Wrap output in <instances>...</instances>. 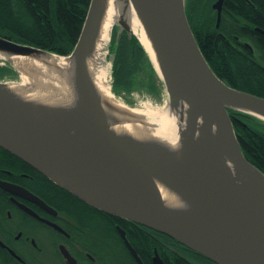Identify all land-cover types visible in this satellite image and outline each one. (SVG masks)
<instances>
[{
  "label": "water",
  "instance_id": "1",
  "mask_svg": "<svg viewBox=\"0 0 264 264\" xmlns=\"http://www.w3.org/2000/svg\"><path fill=\"white\" fill-rule=\"evenodd\" d=\"M223 1L217 0L214 4L218 10L217 26L221 21ZM133 2L153 41L160 68L124 19L114 24L110 41L114 30L116 43L120 42L124 32L129 37L136 36L163 82L169 101L173 102L169 92L178 86L192 99L203 117L201 139L197 145L190 142L196 148H188L189 170L183 171L171 149L157 143L151 147L152 158L160 155L161 161L153 170L169 184L202 198L227 226L207 220L190 223L171 212L150 183L146 162L140 154H134L133 160L129 159L126 147L114 137L108 124H98L99 119L93 121L82 108L70 110L31 102H19V106H15L0 96V147L89 205L162 232L217 264H264V182L259 181L244 190L224 166L225 156L234 144L232 159L236 164L252 167L264 179V172L244 154L230 114V109L235 110L264 123V97L232 87L215 73L189 22L185 0ZM100 3V0H91L80 36L69 55L76 53L95 27ZM0 53L43 61L49 66L54 64L46 59L57 54L2 35ZM113 60L114 56L112 64ZM6 62L20 76L13 62ZM77 72L80 95L86 103L96 100L94 108L101 116L83 54L77 61ZM8 82L11 81L0 80V87ZM33 109L41 118L31 115ZM132 142L138 144L135 140ZM52 172L73 183H94L105 192L100 194L107 206L76 192L66 180L60 181ZM121 232L132 256L142 263L136 249L129 244L125 231L121 229ZM155 253V261L161 262L160 254L157 250Z\"/></svg>",
  "mask_w": 264,
  "mask_h": 264
},
{
  "label": "bare ground",
  "instance_id": "2",
  "mask_svg": "<svg viewBox=\"0 0 264 264\" xmlns=\"http://www.w3.org/2000/svg\"><path fill=\"white\" fill-rule=\"evenodd\" d=\"M100 1L98 21L74 55L55 54L53 58L46 59L47 62L54 64L49 66L43 61L18 56L8 57L0 53V61L11 60L20 73L18 76L20 80L8 82L6 86L0 87V96L15 106H19V102H31L34 105L45 104L70 110L82 108L84 112L87 111L93 121L99 119L98 124H108L114 137L126 147L129 159L133 160L134 154H140L139 156L146 162L150 183L161 194L171 212L190 223L207 220L227 226L223 218L202 198L194 197L169 184L153 170L155 165L161 161L160 155L152 158L151 147L154 143L171 149L179 167L185 172L189 170L188 148L190 150L196 148L197 142L201 139L202 113L197 110L192 99L178 86H174L169 92L173 102L168 101L163 107H155L151 103L143 107L130 106L125 103L120 94L114 91L113 77L110 80L108 47L112 28L120 19H124L130 29L138 35L156 62L158 69L160 66L153 41L133 0ZM80 54H83L85 58L95 92L94 99L97 97L99 108L102 111L101 116L94 108L97 104L96 100L86 103L77 88V61ZM55 65L58 67H52ZM248 110L258 115L261 114L252 109ZM30 112L32 116L41 118L35 109ZM134 140L138 143L137 145L132 142ZM190 142L196 145H190ZM235 148L236 146L232 144L230 152L225 156L224 166L237 184L247 190L252 184H257L259 181L264 182L260 172L252 167L236 164L232 159ZM52 174L60 181L66 180L73 190L89 200L107 206V202L100 194V192L103 194L105 192L94 183L88 181L73 183L54 172Z\"/></svg>",
  "mask_w": 264,
  "mask_h": 264
},
{
  "label": "trees",
  "instance_id": "3",
  "mask_svg": "<svg viewBox=\"0 0 264 264\" xmlns=\"http://www.w3.org/2000/svg\"><path fill=\"white\" fill-rule=\"evenodd\" d=\"M91 0H0V35L14 41L38 46L61 55L70 54L82 31ZM213 0H187L189 22L200 48L215 73L232 87L264 97V68L249 53L234 48L220 33L234 40V36L249 37L259 48L264 59V0H225L232 19L223 21L215 28V17L211 13ZM259 28L258 29H256ZM113 32L110 51L114 54L112 85L117 94L133 93L134 90L153 95L159 93L157 72L136 36L126 32L116 43ZM18 78L10 65H0V77ZM159 77V76H158ZM161 81V79L159 78ZM162 82V81H161ZM163 83V82H162ZM234 127L247 158L264 172V123L259 119L230 109ZM8 158L27 165L13 153L3 150ZM75 201V210L85 211L92 222H102L100 230L106 229L117 236L114 221L126 228L125 220L103 212L67 190H63ZM132 244L141 257L150 256L158 244H149V238L140 230L129 234ZM121 250L114 249L109 256L132 259L125 244ZM90 251L100 257L94 245ZM177 264H190L182 258Z\"/></svg>",
  "mask_w": 264,
  "mask_h": 264
},
{
  "label": "flooded vegetation",
  "instance_id": "4",
  "mask_svg": "<svg viewBox=\"0 0 264 264\" xmlns=\"http://www.w3.org/2000/svg\"><path fill=\"white\" fill-rule=\"evenodd\" d=\"M216 1L211 4V13L218 29L223 21L231 22L232 16L224 0L217 26ZM219 34L238 51L252 55L264 68L263 56V62L256 57L255 49L260 50L253 40L235 35L232 41L225 34ZM3 150L6 149L0 147V264H177L178 258L190 264H217L172 237L128 219H124L126 228L115 220L117 236L106 239L109 234L95 227L89 214L75 210V201L62 191L66 189L21 158L27 165L12 162ZM121 229L129 244H135L129 234L137 229L148 236L149 244H158V247L146 257L137 252L142 263L133 256L132 259L109 256L105 244H128ZM94 245L100 257L90 251ZM156 250L161 257L158 263Z\"/></svg>",
  "mask_w": 264,
  "mask_h": 264
},
{
  "label": "rangeland",
  "instance_id": "5",
  "mask_svg": "<svg viewBox=\"0 0 264 264\" xmlns=\"http://www.w3.org/2000/svg\"><path fill=\"white\" fill-rule=\"evenodd\" d=\"M185 1H187V0H185ZM186 12H187V10H186ZM111 44H112V42L110 41L109 47H108L109 48L108 59L110 61V67H111L110 80H112V78H111L112 77V58L114 56L110 51ZM255 54H256V57L260 61L263 62V59L261 57V53L257 49H255ZM0 63H1L0 65H8V63L4 62V61H0ZM0 80L18 81L20 79H18V78L10 79L7 76V77H0ZM156 81H157L158 88H159V93L157 95H153V94H150L147 92H141L140 90L135 89L133 93L124 94V95H121V97L125 100V103L130 105V106L143 107L145 104L151 103L155 107H163L169 101V95H168V92H167L165 86L159 80L158 75H156ZM102 222H92V224L95 227L99 228L101 225H103ZM105 231H106V229H105ZM109 236H106V239L113 240L112 236L111 235H109ZM105 245L108 248L109 252H112V250H114V249H116V250L119 249V251L121 250L120 244H105Z\"/></svg>",
  "mask_w": 264,
  "mask_h": 264
}]
</instances>
